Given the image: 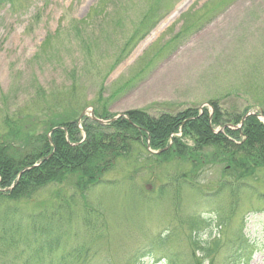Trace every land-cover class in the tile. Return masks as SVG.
<instances>
[{"label": "rangeland", "instance_id": "374dc122", "mask_svg": "<svg viewBox=\"0 0 264 264\" xmlns=\"http://www.w3.org/2000/svg\"><path fill=\"white\" fill-rule=\"evenodd\" d=\"M105 100L112 118L264 113V0H0V136L66 104L87 113L81 143ZM138 140L84 197L50 184L0 203V264H264V173L235 187L211 150L192 168Z\"/></svg>", "mask_w": 264, "mask_h": 264}, {"label": "trees", "instance_id": "16d2710c", "mask_svg": "<svg viewBox=\"0 0 264 264\" xmlns=\"http://www.w3.org/2000/svg\"><path fill=\"white\" fill-rule=\"evenodd\" d=\"M1 1L12 3L14 0ZM211 104L213 115L206 109L202 113L186 109L153 118L147 112L134 110L125 113L127 119L119 118L105 126L83 118L86 138L81 143L77 127L79 113H76L80 108L71 105L62 104L59 113L42 122L38 120L37 125L42 123V132H36L35 127L21 132L16 130L19 121H9L4 124L5 133L0 136V189L12 184L14 187L7 193L0 192V203L28 200L50 184H66L84 197L88 189L101 183L102 176L116 159L129 154L130 146L138 143L141 136L145 144L148 139L152 151H161L157 155L159 163L190 159L195 168L204 148L207 153L211 150L210 155H215L216 162L229 167L227 174L230 180L234 179L235 187L246 185L245 179L253 178L257 171L264 173V125L255 116H249L240 130L225 128L213 135L211 128L224 124L216 103ZM93 105L96 117L112 118L106 100ZM243 114L235 117L232 125H238ZM179 133L192 140L191 147L174 137L169 146L170 136ZM35 164L37 166L24 171L16 180L21 170ZM39 231L47 235L51 232L46 225H40ZM151 254L149 251L143 256L151 257Z\"/></svg>", "mask_w": 264, "mask_h": 264}, {"label": "water", "instance_id": "95a60500", "mask_svg": "<svg viewBox=\"0 0 264 264\" xmlns=\"http://www.w3.org/2000/svg\"><path fill=\"white\" fill-rule=\"evenodd\" d=\"M84 114H85V112H83V113L81 114V116L84 115ZM90 115H91V119H92L94 122H97L98 124L104 125V124L107 123V122H105V121H101V120L96 119V118L94 117L92 111H90ZM249 115H253V114H250V113H249V114L245 115V116L242 118L241 123H240V125H239L238 127H240V126L242 125L244 119H245L247 116H249ZM258 118H262V120H263V122H264V117H263L261 114L258 116Z\"/></svg>", "mask_w": 264, "mask_h": 264}]
</instances>
